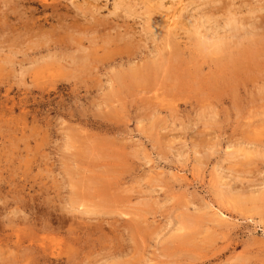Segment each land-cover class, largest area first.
Instances as JSON below:
<instances>
[{
	"label": "rangeland",
	"instance_id": "obj_1",
	"mask_svg": "<svg viewBox=\"0 0 264 264\" xmlns=\"http://www.w3.org/2000/svg\"><path fill=\"white\" fill-rule=\"evenodd\" d=\"M15 1L0 0V264H264V0H185L176 30L177 0ZM60 9L67 35L42 18ZM62 40L88 65L50 60Z\"/></svg>",
	"mask_w": 264,
	"mask_h": 264
},
{
	"label": "bare ground",
	"instance_id": "obj_2",
	"mask_svg": "<svg viewBox=\"0 0 264 264\" xmlns=\"http://www.w3.org/2000/svg\"><path fill=\"white\" fill-rule=\"evenodd\" d=\"M17 1V0H16ZM15 1V2H16ZM27 1V0H26ZM38 1H40V2H42V4H41V6H43V8H48V7H53L51 4H49V2L47 1H45V0H38ZM56 1V0H55ZM82 2L84 1V0H81ZM98 1V0H97ZM155 1V0H154ZM161 0H158V2H159V4L161 5V2H160ZM178 2H179V6H177L178 7V10H172L171 8H169L168 7V9H165L166 8V6L165 5H162V7L165 9V10H167V12H166V15H164L163 17H164V19H165V21L163 22V23H167V27L168 28H172V27H176V26H178V29H180L179 27H182V28H187L188 26H189V22H188V18H186L187 20H185L184 19V17H183V14L182 13H180V11H181V7H183V5H185L184 4V2H185V0H177ZM188 1V0H187ZM194 1V0H193ZM203 1V0H202ZM207 1V0H206ZM212 1V0H211ZM19 2H23V1H20L19 0ZM35 2V1H34ZM36 2H37V0H36ZM35 2V3H36ZM50 2H52L53 3V1H50ZM74 2V1H73ZM85 2V1H84ZM94 2V1H93ZM138 3H139V1H137ZM153 2V1H152ZM172 3H173V1H171ZM175 2V1H174ZM63 3V2H62ZM68 3V2H67ZM81 3V2H80ZM79 3V4H80ZM96 3V2H95ZM151 3V2H150ZM163 3V2H162ZM170 3V2H169ZM176 3V2H175ZM206 3V2H205ZM11 4V3H10ZM17 4V8H19L20 6H18V3H16ZM26 4V3H25ZM28 4V3H27ZM49 4V5H48ZM58 4V3H57ZM69 4V3H68ZM75 4V3H74ZM86 4V3H85ZM89 4V3H88ZM140 4V3H139ZM11 5H13V3L11 4ZM30 5V4H29ZM35 5V4H34ZM63 5L64 4H62V7H63ZM71 5V3L69 4V6ZM81 5V4H80ZM89 5H93V4H89ZM89 5H87V6H89ZM101 5V4H100ZM154 5V4H153ZM166 5H168V4H166ZM171 5V4H170ZM173 5V4H172ZM171 5V6H172ZM187 5V4H186ZM185 5V6H186ZM26 6H28V5H26ZM36 6V5H35ZM39 6V5H38ZM86 6V5H85ZM95 7H96V5H94ZM98 6V5H97ZM165 6V7H164ZM174 6V5H173ZM13 7V6H12ZM14 7H16V5L14 6ZM28 7H30V6H28ZM55 7V6H54ZM58 7V6H57ZM64 7H66V6H64ZM67 7H68V5H67ZM71 7V6H70ZM76 7H79V6H77L76 5ZM100 7V6H99ZM155 7V6H154ZM23 8V7H22ZM21 8V9H22ZM30 8H32V7H30ZM37 8V7H36ZM42 7H40V9H41ZM42 8V9H43ZM69 8V7H68ZM146 8V7H145ZM157 8H158V6H157ZM160 8V7H159ZM163 8H161V9H163ZM176 8V7H175ZM187 8H189V6H187ZM13 9V8H12ZM29 9V8H28ZM41 9V10H42ZM65 9V8H64ZM63 9V10H64ZM71 9V8H70ZM76 9V8H75ZM97 9H98V7L96 8V12H97ZM100 9V8H99ZM18 10V9H17ZM24 10V9H23ZM22 10V11H23ZM40 10V11H41ZM58 10V9H57ZM63 10H59V13H56V10H54V12H55V14L53 15V14H51V15H47V16H45V17H42L43 19H45V21L48 23V22H51V21H54L55 22V24L56 25H59L58 27H60V29H61V27L64 29V32L66 31V30H68V28L70 27H72V25H75V22L74 23H72L73 22V19L71 18V16L67 13V16L65 17V14H61L60 12H62ZM67 10V9H66ZM85 10H86V8H85ZM91 10V9H90ZM93 10H95V9H93ZM146 10H147V8H146ZM153 10V9H152ZM183 10V9H182ZM185 10H187L186 8H185ZM37 11V10H36ZM44 10H42V12H43ZM47 11V10H46ZM49 11V13H50V10H48ZM52 11V10H51ZM87 11V10H86ZM145 11V10H144ZM18 12H20V11H18ZM24 12V11H23ZM76 12V11H75ZM81 12V11H80ZM88 12V11H87ZM90 12V11H89ZM148 12V11H147ZM153 12V11H152ZM184 12H186V11H184ZM183 12V13H184ZM14 13V12H13ZM13 13H12V15H13ZM22 13V12H21ZM26 13V12H25ZM24 13V14H25ZM31 13V12H30ZM35 13V12H34ZM37 13V12H36ZM70 13V12H69ZM73 13H74V11H73ZM189 13H191V12H189ZM7 14V13H6ZM11 14V13H10ZM23 14V13H22ZM26 14H28V13H26ZM41 14V13H40ZM46 14V13H45ZM185 14V13H184ZM9 15V14H8ZM16 15H17V13H16ZM19 15H21L20 13H19ZM34 15V14H33ZM42 15H43V13H42ZM73 15V14H72ZM83 15V14H82ZM86 15V14H85ZM96 15H97V13H96ZM10 16V15H9ZM14 16H15V14H14ZM22 16V15H21ZM36 16V15H35ZM88 16V15H87ZM188 16V15H187ZM13 17V16H12ZM18 16H16V18H17ZM29 17H31V16H29ZM28 17V18H29ZM37 17H39V16H37ZM86 17V16H85ZM98 17V16H97ZM190 17V16H189ZM195 17V16H194ZM211 17V16H210ZM26 18V17H25ZM76 18V17H75ZM193 18V17H192ZM15 19V18H14ZM35 19H36V17H35ZM77 19V18H76ZM97 19V18H96ZM37 20H39V19H37ZM51 20V21H50ZM17 21V20H16ZM25 21V20H24ZM34 21V20H33ZM43 21V20H42ZM41 21V22H42ZM44 21V22H45ZM90 21V20H89ZM94 21V20H93ZM96 21V20H95ZM158 21V20H157ZM190 21V20H189ZM196 21V20H195ZM226 21V20H225ZM10 22H11V20H10ZM21 22V21H20ZM19 22V23H20ZM43 22V23H44ZM91 22V21H90ZM198 22V21H197ZM12 23V22H11ZM25 23V22H24ZM88 23V22H87ZM98 23H100V22H98ZM98 23L96 24V22L94 23V24H96V26L98 25ZM193 23V22H192ZM236 23V22H235ZM49 25H50V23H48ZM100 24H103V23H100ZM161 24H162V22H161ZM194 24V23H193ZM225 24V23H224ZM226 24H228V23H226ZM27 25V24H26ZM31 25H33V24H30V26ZM92 25V24H91ZM196 25H197V23H196ZM210 25V24H209ZM215 25V24H214ZM29 26V25H28ZM75 26H77V25H75ZM90 26V25H89ZM101 26V25H100ZM104 26V25H103ZM160 26H162L163 28L165 27V25H160ZM27 27V26H26ZM87 27H88V25H87ZM194 27V26H193ZM200 27V26H199ZM214 27V26H213ZM32 28V27H31ZM50 28H53V27H51L50 26ZM55 28V27H54ZM70 28H69V30H70ZM73 28V27H72ZM163 28H162V30H163ZM166 28V27H165ZM167 28V29H168ZM182 28H181V30H182ZM230 28H232V27H230ZM237 28V27H236ZM16 29V28H15ZM63 29H62V31H63ZM85 29V28H84ZM96 29H97V27H96ZM177 29V27L174 29V30H176ZM218 29V28H217ZM226 29V28H225ZM21 30H22V28H21ZM21 30H19L18 29V32H22ZM29 30V29H28ZM27 30V31H28ZM38 30V29H37ZM74 30V29H73ZM94 30V29H93ZM173 30V31H174ZM16 31H17V29H16ZM24 31H25V29H24ZM30 31V30H29ZM58 31V30H57ZM57 31H56V33H57ZM125 31V30H124ZM170 31V30H169ZM199 31V30H198ZM17 32V34H19ZM31 32H33V30L31 31ZM36 32V31H35ZM53 32V31H52ZM64 32H62V33H64ZM70 31H68V33H69ZM94 32H95V30H94ZM180 32V31H179ZM182 32V31H181ZM184 32H186L185 30H184ZM189 32V31H188ZM23 33H25V32H23ZM49 33V32H48ZM55 33V34H56ZM66 34L65 35H67V32H65ZM89 33V32H88ZM164 34H165V32H163ZM168 33H170V32H168ZM245 33V32H244ZM29 34H30V32H29ZM50 34V33H49ZM54 34V36H56ZM61 34V33H60ZM72 34V33H71ZM93 34V33H92ZM172 34H174V33H172ZM190 34V33H189ZM204 34V33H203ZM22 35V34H21ZM62 35H64V34H62ZM115 35V34H114ZM166 35V37L167 36H169V35H167V34H165ZM164 35V36H165ZM184 35V34H183ZM186 35H188V34H186ZM69 36V35H68ZM71 36V35H70ZM173 39L175 38L174 36H172V35H170ZM175 36H176V33H175ZM59 37V36H58ZM72 37V36H71ZM119 37V36H118ZM178 37V36H177ZM197 37V36H196ZM61 38V37H60ZM69 39H70V37H68ZM170 38V37H169ZM204 38V37H203ZM206 38V37H205ZM205 38H204V40H205ZM89 39V38H88ZM94 39H95V37H94ZM107 39V38H106ZM164 39H165V37H164ZM171 39V38H170ZM172 39V40H173ZM181 39V38H180ZM207 39V38H206ZM70 40H73V39H70ZM176 40V39H175ZM95 41V40H94ZM98 41V40H97ZM116 42V41H115ZM52 43H53V41H52ZM58 43H59V41H58ZM68 43H69V41H68ZM74 43V42H73ZM98 43V42H97ZM200 43V42H199ZM198 43V44H199ZM202 43V42H201ZM48 44V43H47ZM54 44V43H53ZM64 44H65V41L64 40H62L61 42H60V44H54V46L52 47V48H54L55 50H58L57 52H55V51H53V52H49V53H47V56H49V58L50 57H55V58H58V59H60V63H62V61L63 60H65V59H69L70 61H71V63L70 64H72V63H74V65L76 64V66H77V68H78V66L81 64V62H83L84 60H85V55L84 56H76V55H73L72 53H70V52H67V50L68 49H66V48H64V49H66V52L64 51V49H63V47H62V45L64 46ZM128 44V43H127ZM197 44V43H196ZM204 44V43H203ZM76 45V44H75ZM220 45V44H219ZM218 45V46H219ZM49 46H51V45H49ZM198 46V45H197ZM44 47V46H43ZM80 47V46H79ZM202 47V46H201ZM45 48H47V47H45ZM50 48V47H49ZM75 48H76V46H75ZM83 48V47H82ZM82 48H81V50H82ZM48 49V48H47ZM216 49H218V48H216ZM43 50V49H42ZM72 50V49H71ZM76 50V49H75ZM220 50V49H219ZM72 51H74V50H72ZM84 51V50H83ZM87 51V50H86ZM75 52V51H74ZM39 53V52H38ZM42 54H43V52H41ZM76 53V52H75ZM80 53V52H79ZM85 53V52H84ZM91 53V52H90ZM45 54H46V52H45ZM78 54V53H77ZM86 54V53H85ZM40 55V54H39ZM80 55V54H79ZM88 55V54H87ZM89 56V55H88ZM87 56V57H88ZM85 57V58H84ZM98 57V56H97ZM28 58V57H27ZM89 58H91L90 56H89ZM38 59V58H37ZM30 60V59H29ZM33 60V59H32ZM40 60V59H39ZM38 60V61H39ZM44 60V59H43ZM47 60V59H46ZM50 60H51V58H50ZM49 60V61H50ZM57 60V59H56ZM92 60H95V59H92ZM53 61H54V59H53ZM89 61H91V60H89ZM97 61V60H96ZM30 62V61H29ZM47 62V61H46ZM59 62V61H58ZM85 63H87L88 61H84ZM22 63V62H21ZM33 63V62H32ZM32 63H30V65L32 64ZM45 63V62H44ZM43 63V64H44ZM46 65H48V64H46ZM83 65V64H82ZM87 65H88V63H87ZM32 66V65H31ZM30 66V67H31ZM59 66V65H58ZM33 67V66H32ZM32 67H31V70H32ZM36 67H37V65H36ZM49 67V66H48ZM80 67V66H79ZM44 68V67H43ZM71 68V67H70ZM82 68V67H81ZM26 69V68H25ZM25 69H24V72H25ZM35 69V68H34ZM76 69V68H75ZM48 70V69H47ZM67 70H68V68H67ZM74 70V69H73ZM74 71H76V70H74ZM54 72V71H53ZM136 72V71H135ZM32 73V72H31ZM55 73V72H54ZM34 74V73H33ZM131 74H132V72H131ZM133 75V74H132ZM49 79H51V78H49ZM32 82V81H31ZM48 82V81H47ZM220 211V210H219ZM221 212V211H220ZM216 213V212H215ZM222 213V212H221ZM223 214V213H222ZM219 215V214H218ZM42 248V247H41Z\"/></svg>",
	"mask_w": 264,
	"mask_h": 264
}]
</instances>
